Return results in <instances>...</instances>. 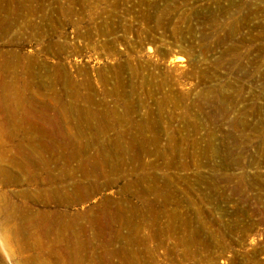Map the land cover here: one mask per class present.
Listing matches in <instances>:
<instances>
[{
	"label": "rangeland",
	"instance_id": "374dc122",
	"mask_svg": "<svg viewBox=\"0 0 264 264\" xmlns=\"http://www.w3.org/2000/svg\"><path fill=\"white\" fill-rule=\"evenodd\" d=\"M11 32L0 41V62L14 53L36 64L35 76L29 80L31 92H26L25 98L40 104L45 114L35 116L48 121L40 126L29 124L33 132L27 138L51 142L52 149H57L56 155L44 151L40 157L52 158L58 180L65 172L73 174L75 185L91 182L90 189H96L81 204L72 202L69 208L33 204L34 211L60 213L59 224L65 215L84 213L88 219L81 220V225L87 226L91 219L104 225V218L112 219L119 210L118 202L125 198L136 212L141 210L137 213L147 209L153 214L149 223L138 220L133 224L141 228V250L151 251L157 243L166 244L172 255L167 258L165 247H159L152 257L150 252L144 253L146 264H264V0H26L24 13ZM38 65L65 69L67 80L85 81L79 96L90 103L74 102V96L59 94L62 108L60 112L55 110L58 96L52 91L56 76L38 69ZM177 94L182 95V103ZM164 97L169 101L163 103ZM178 101L181 107L174 110L173 104ZM183 117L188 125L182 124ZM1 128L0 134L4 131ZM177 132L181 138L188 137L178 146L181 156L166 147L164 136ZM239 134L252 142L236 147L231 137ZM154 135L156 144L149 142L145 156L140 138L151 140ZM200 138L204 143H198ZM105 139L113 140L107 148L110 154L111 148L116 152L115 142L125 145L134 141L139 158L132 162L109 156ZM90 143L85 156L67 158L68 149L72 152L75 146ZM245 148L246 167L240 169L234 166V152L239 154ZM197 150L202 154L198 159ZM106 159L117 169L112 178L119 181L98 190L93 185L104 183L101 173ZM86 164L95 167L99 176L85 181L80 171ZM241 170L248 178L242 184L243 192L234 194L230 178ZM153 176L157 183L151 190ZM139 177L148 178L149 192L142 191ZM134 181L138 187L132 186L123 195L121 187ZM217 188L221 194L215 191ZM27 191V186H0V264L52 263V259L40 255L33 235L18 238L14 235L18 223L6 219L13 211L9 203L20 200L17 195ZM219 195L224 197L220 202ZM123 203L128 206L126 210L131 209L129 203ZM171 212L176 218L173 222L168 217ZM170 225L179 230L173 236H161L163 228ZM198 228L200 234L195 232ZM153 231L158 235L154 241L148 237ZM49 241L54 243L53 239ZM112 263L119 264L118 258L114 257Z\"/></svg>",
	"mask_w": 264,
	"mask_h": 264
},
{
	"label": "bare ground",
	"instance_id": "6f19581e",
	"mask_svg": "<svg viewBox=\"0 0 264 264\" xmlns=\"http://www.w3.org/2000/svg\"><path fill=\"white\" fill-rule=\"evenodd\" d=\"M32 1L36 2V0H31V3H33ZM25 2H26V0L25 1L24 0H0V41L3 38H5L9 33H12L11 32L12 29L14 27H16V24L18 23L19 19L21 18V15L24 13ZM28 4L26 6L27 8H28ZM27 11L29 12V10H27ZM31 11H32V9H31ZM12 41H9V42H12ZM56 48L58 50L61 49L60 46H58V45ZM21 59H24L25 63H22ZM24 60H23V62H24ZM177 60L178 61L182 60V58L178 57ZM29 61L25 57L21 58L18 54L12 53V54L7 55V57L2 61L3 63L0 62V126L2 127L1 129L4 130V131L2 130L4 134L3 133L0 134V141H1V144H0V186L7 187V188L21 187V186H27L28 187L27 192H24L20 195H17V198L22 200V201L18 200L16 202L13 201V202L9 203V205H11L13 211L10 213V216L6 217V219L8 221H11V222L13 221V222L18 223L16 229L14 230V235L17 236L18 238H26V237L29 238V237H32V235H33L32 238L36 239V243L38 242V251H39L40 255L47 256L50 259H52V263L50 261V262H48V264L49 263H51V264H86V263H88V264H114V263H112V259L114 257L118 258L119 264H146L144 259H146L147 256L145 254L150 252L151 253L150 257H152L153 255H155L158 248L163 246V244L157 243L152 248H150L151 251H148L149 249L147 251H145V249H144L145 252L142 251L141 246L143 245V242L141 241L140 230H139L141 228H138L139 224L136 225L137 227H135V225L133 226V224H135L136 221H138V220H140L143 223H149L150 222L149 218L150 217L153 218L152 217L153 214L151 211L149 212L146 209V211H144L143 214H139L141 210L137 211V212H139V213H137L136 210H134L135 208L131 207V205H130L131 201L129 202V201H127V199L125 200L126 204L129 203L128 205L130 206L129 208H131V209L126 210L128 208V206H126V205L124 206L123 202H125V201L123 199H125V198H123L120 202H118L119 210L115 211V214H113V215H115L114 217H112L113 221H112V219H109L108 217L104 216L105 217L104 219L106 222L104 225L94 224L92 219H91V221H89V224L87 226H85L83 224L82 225L80 224L81 220H85V219L87 220L88 219V217L84 213L73 214V215L69 214L71 216H67L64 214L66 212L64 210V213L61 212V214L63 213L65 215L62 217L65 220L64 221L60 220L61 224H59L58 223L59 215H57L58 212L57 213L44 212V211L38 212V211H34L33 207L31 206L33 204H36V205L42 204L43 206H48L51 204H55V205L58 204V205H62L64 207H66V208L67 207L69 208V206L71 205L72 202H75V204L76 203L81 204V203L85 202L91 196V194L93 193L92 190H94V189H90L92 187V184H90L91 182L89 183V185H87V184L75 185L74 181H71V180H73V174L69 175V173L62 172L61 177H60L61 179L58 180L57 177H55L56 175L54 176L55 172H53V171L55 168V163L53 162L52 158L44 160L43 158L40 157V154L44 151H48V152L56 155V153H54V151L57 149H55V150L52 149V147H54V145H52V147H51V144H49L51 142H48V143L35 142V139L31 140V138H27L28 134H31L33 132L32 130H31L32 132H30V129L28 127L29 124L38 123L40 126L41 122L45 123L44 125H46V122H48L47 120L45 121V120H42V119L37 118L35 116V114L36 115L40 114V116L42 117V115L45 114V110H43L41 108L40 104H37L36 102L32 101V99L25 98V93L30 91V84L31 83L29 84V80L32 81V79L34 78L35 67H36V64L31 63V61L30 62ZM22 64L24 66H22ZM37 67H39L38 69L41 68L42 71L47 72V73H50L52 71V73H54V75L56 76V83H54L56 88L54 86L55 89L52 91L54 94H56V96H58L59 94L64 95L65 97L66 96L69 97L70 95H72V96H74V98H73L74 102L82 101L83 104L89 102L86 98L84 99L83 97L79 96L86 86L85 81H84V83H85L84 84V83H78L75 81H71V80H73L71 78H70L71 80H67L68 78L66 77V73H64L65 69L63 70L62 68H59V67L58 68L54 67L52 69L47 68V67H43V65H38ZM59 74H60V76H59ZM6 79H13V81H6ZM57 86H58V88H57ZM123 91H124V89H123ZM208 91H212V90H208ZM152 92H153V90H152ZM6 93L8 95H10L9 98L7 95H6L7 97L4 96V94H6ZM165 94H166V92H165ZM165 94H164V96H165ZM178 94H180V93H178ZM178 94L176 95V97L181 102L182 99L180 100V97L182 95L180 96ZM211 94H212V92H211ZM217 100H218V98H217ZM168 101L169 100L167 97L162 98L163 103H166ZM179 101H178V103L173 104L174 110L180 109L181 106H180ZM55 103H56L55 110L59 111L62 108L61 102L59 101V96L57 98V102H55ZM160 104H162V103H160ZM86 105H88V104H86ZM169 108H170V106H169ZM160 110H162V109H160ZM186 110L188 112L190 110V108H188ZM223 110H224V108H223ZM50 111H52V110H50ZM215 112L217 114V111H215ZM224 113H226V115L228 114L227 111L226 112L224 111ZM218 115H220V114H218ZM167 117H168V115H167ZM172 121H173V119L170 118L169 122L172 123ZM181 121H182V124L184 126L188 125V122H187L188 120H186V117H183ZM58 122H54L53 124L58 126ZM153 125L156 126L155 123ZM237 125L238 124H236V126ZM102 126H104V125H102ZM47 128H46V130H47ZM54 128H56V127H54ZM113 128H115V127H113ZM193 128H194V126H193ZM237 129H239V128H237ZM38 130H40V129H38ZM52 130H54V129H52ZM194 130H196V129H194ZM97 131L98 130H96V132ZM101 132H103V131L101 130ZM139 132L141 133V131H139ZM155 134H157V133L155 132ZM41 135H43L42 139L45 138L44 134H41ZM175 135H168V134L164 135L165 139H166L165 140L166 141V147H168L170 151L177 152L178 156H181V153L180 154L178 153V152H181L178 149V146L185 144L188 137L183 136L181 138L179 136V132L175 133ZM37 136L39 137V135H37ZM142 136L140 138L142 145H143L142 152L146 156V155H148V147L147 146H148L149 142H154L156 144L155 138H157V136L154 135L153 138H152V136H150L152 138L151 140L143 138ZM60 137H61V135H60ZM90 137H91V135H90ZM94 137L95 136H93V138ZM55 138H54V140H55ZM118 138H119V136H118ZM231 138L233 140V144L236 147L240 143H251L252 142L251 139L246 140L245 136L243 138L242 134H239V135L231 137ZM103 139H104V137H103ZM211 139L212 138L210 137L208 140L211 141ZM94 140H95V138H94ZM104 141L107 143L106 148L105 147L104 148L108 151L107 148L110 147L109 144H111V142L113 140L111 142H109V140L105 139ZM119 141H121V140H119ZM197 141L199 144L204 143L203 138H200V140H197ZM54 142H56V141H54ZM88 142H90V141H88ZM133 142L134 141H129L125 145L122 144L121 142H115L116 152L114 151L113 148H111V154L108 151L109 156H111L113 158H115L116 156L117 157L119 156L121 158H128V159H130L129 161L134 162L133 159L136 160L139 157L137 155V152H135L136 147L134 146ZM190 142L194 143L193 140H190ZM257 145L259 146L258 142H257ZM59 146H61V145H58V147ZM210 146H211V144L209 145V147ZM90 147H91V143L87 144L85 146H82V147L81 146L80 147L75 146L74 151H72V152L69 151V149H68L67 150V158L69 160H71V159H74L78 156L79 157H82L83 155L85 156V154H86L85 150L89 149ZM247 150L248 149L245 148L244 151H239V154H237V152H234V166L240 167V169H243L244 167H246V164L244 162L243 157L247 155ZM182 153H184V152H182ZM200 153L201 152H198V150H197V154H196L197 159L200 158L199 157L200 155H202ZM93 160H94V158H93ZM55 161H57V160H55ZM68 163H70V161H68L67 164ZM85 166H86L85 170L82 169L83 168L82 166L80 167L83 170V172H82V170L80 172H81V175L85 181H87V180L90 181L91 178L99 176L97 174V172L95 173V171H96V170H94L95 167L93 168V166H91V164H89V165L86 164ZM116 172H117V169L112 167L111 164H109L108 159H106L105 160V171L101 173V175L104 177V183L99 184L98 182H96L93 186H95L99 190L100 188H102L104 186L110 187V186L116 185L118 183L119 179H113L112 178V177H115ZM247 178H248V175H246L243 171L239 175H233L230 178V183L233 184L231 191H233L234 194L241 193L242 187H243L242 184L245 181V179H247ZM140 179H141L140 183L143 185L142 191L144 193L149 192L150 189L148 187V178L142 177ZM156 179H157L156 176L155 177L153 176L151 179V181H152L151 190L152 189L154 190L156 188V183H157ZM67 181H70V183H68ZM134 182H135L134 184H133V182H131L130 184L126 182L121 187V193L123 195L124 194L126 195V193L131 190L132 186L138 187V185H139L138 182L137 181H134ZM169 183L170 182L168 181V183H167L168 186H170ZM218 183H220V181ZM134 185H137V186H134ZM70 188H72L75 191H72V189H71L72 192H70V190H69ZM219 188L215 189V191H217L218 194H221L219 192L221 188L220 189ZM243 190H244V188H243ZM144 193H142V194H144ZM69 195L73 196V198L70 199ZM232 196H234V195H232ZM242 198H243V196H242ZM223 199H224L223 195L222 196L219 195L218 202H220ZM165 200L167 201V199H165ZM116 204H117V202H116ZM216 206H218V204ZM237 207H239V206H237ZM115 210H117V209H115ZM143 210H144V208H143ZM49 211H51V210H49ZM108 213H106V215ZM58 214H60V213H58ZM127 214H130V215H127ZM203 215H201V216H203ZM107 216L110 217V215H107ZM168 217H169L170 221H172V222L176 220V218L172 212H171V215ZM102 218H103V216H102ZM148 219H149V221H148ZM149 226H151V224H149ZM144 227H145V225H144ZM123 229L126 230V231L124 230V232H126V233L122 232ZM178 230H179V227L176 228V226L170 225L169 227L163 228L161 236H163V235L166 237L173 236L175 234V232ZM142 231H144V230H142ZM200 231H201V228H198V230L195 232H196V234H200ZM142 233L144 234V232H141V234ZM145 234H146V232H145ZM156 235L157 234L155 233V231H153V233H151L150 236L148 235V237H150L152 239V241H154L157 239ZM60 238L63 240H60V243L58 242L59 244H57L56 240L59 241ZM52 239L54 240V243H50L49 240H52ZM126 240H129V241L126 242L125 244H123L122 242H124ZM150 241H148V242H150ZM62 244H64L66 247H61ZM116 244H119L118 248L114 247V245H116ZM182 244H185V242H182ZM210 245L211 244H209L208 246H210ZM55 246H57V247H55ZM148 246H150V245H148ZM165 246H167V245L164 244L163 247H165ZM34 247H35V245H34ZM211 247H212V245H211ZM173 248H175V247H173ZM165 250L167 251V253L164 256H167V258L168 257L171 258L172 255H170L169 249H167L165 247ZM28 251H30V250H28ZM163 251H164V249H163ZM181 251H185V250L182 249ZM57 254H58V256H57ZM158 254L159 253H157V255ZM173 254H175V253H173ZM181 254H182V252H181ZM185 255H187V254H185ZM192 255H193V253H192ZM158 256H160V255H158ZM164 256H163V258H164ZM100 257H101V259H100ZM185 257H187V256H185ZM42 258H46V257H42ZM174 258H175V256H174ZM150 259L151 258H149V260H148L149 263L151 261ZM154 259H157V258H154ZM180 259H181V257H180ZM188 259H190V258H188ZM188 259H186V260L188 261ZM148 261H147V263H148ZM187 263L185 262L183 264H187ZM151 264H152V262H151Z\"/></svg>",
	"mask_w": 264,
	"mask_h": 264
}]
</instances>
